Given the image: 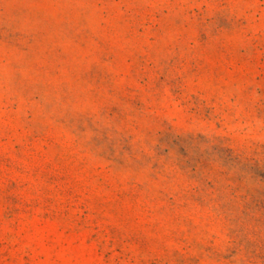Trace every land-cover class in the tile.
<instances>
[{
	"label": "rangeland",
	"instance_id": "374dc122",
	"mask_svg": "<svg viewBox=\"0 0 264 264\" xmlns=\"http://www.w3.org/2000/svg\"><path fill=\"white\" fill-rule=\"evenodd\" d=\"M0 264H264V0H0Z\"/></svg>",
	"mask_w": 264,
	"mask_h": 264
}]
</instances>
